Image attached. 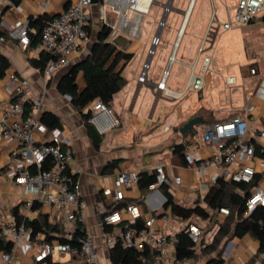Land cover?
Here are the masks:
<instances>
[{"label": "crops", "instance_id": "obj_1", "mask_svg": "<svg viewBox=\"0 0 264 264\" xmlns=\"http://www.w3.org/2000/svg\"><path fill=\"white\" fill-rule=\"evenodd\" d=\"M105 1L97 0V3L90 9L89 38L78 56L68 68L56 72L50 78H44L43 71L36 66L43 51L38 50L36 44H29L27 47L20 45L17 40L9 36L8 32L9 29L18 27L25 21L31 20L34 23L40 17L48 19L56 17L62 14L75 0H48V2L46 0H12L11 2L4 0L2 2L0 5V55L9 61L11 68L4 78L0 79V109L13 104L14 98L20 100L21 95L14 92V84L10 81V77L13 76L17 78L18 82L28 81V87L24 92L25 96L21 101L22 104L30 102L31 107L34 103H39V111L36 114L39 121L42 115L47 112H52L59 118L61 128L57 130L62 137L68 140L72 153L71 159L67 162L68 169L75 174V178L80 182L81 194L87 204L82 226L86 235L92 239L95 245L98 263L112 264L109 258L110 248L106 244L108 234L104 232L102 216L118 211L123 206L112 211L118 204L102 192L106 178L126 171H134L137 174L141 171L155 173L154 167L163 164L169 173L181 178L179 186L170 188L174 200L184 207H194L197 203L204 207L202 200L213 185L210 179L216 169L208 168L199 176L194 170L185 167L183 157L188 153L195 158H211L213 147L202 141L203 129L210 125H203L202 121L200 126L195 127L184 136L180 134V128L190 119L201 118L200 115L204 111H208L211 114L210 121L214 123L225 122L234 117L246 119L249 125V139L258 138L260 132L264 130V15L261 14L248 25L218 31L212 47L207 51L211 56L209 65L211 72L200 73V60L196 62L194 72L203 79V87L197 91H184L191 75L190 65L192 64L187 60L184 50L189 48L188 42L191 46V42L194 41L196 47L203 37L210 20L206 12L208 2L212 5L210 0H194L191 7L192 0H179L180 10L172 8L175 1L173 0L171 10L176 12L178 17H173L169 21V14L162 15L160 20L165 21L162 30H159L157 26L160 20L154 19L152 28L155 31L151 30L147 36L151 42L155 35H159L163 47L160 50L161 56L155 61L154 67V60H149L148 80L145 84H139L137 77L148 57L142 64L138 62L135 69L128 73V68L131 67L134 57L138 53L139 39L142 35L141 26V34L138 39H132L125 34H118L113 39L108 36L106 41L111 42L118 51L132 56V58L127 63L121 60L115 69V72H121L126 80V85L117 94L111 105L115 111L110 108L115 112L120 125L103 137L99 150H95L88 138L84 123L70 105V98L61 96L56 88L59 80L69 69L85 60L90 54L101 26L106 25L100 18L99 7ZM220 1L229 2V0ZM156 4L163 10L164 5L169 4V0H160V3ZM186 12H188L187 17ZM106 18L107 22L113 23L116 20V15L108 12ZM144 19L145 17L141 22ZM98 26L99 28H97ZM29 29L30 39L36 35L37 29L35 27ZM181 29L182 34L175 52V61L169 66L165 82V87L172 92H183L180 98L173 99L165 97L164 93L157 89L156 84L168 66L169 56ZM94 34L95 39H93ZM185 37L187 39L185 47L182 48L178 56ZM164 52L166 55L163 57ZM251 68H255V75L249 74ZM228 77H234L235 84L226 87L225 79ZM47 83L49 84L47 85ZM76 85L80 91L85 87V80L81 73L77 76ZM157 107H159L157 122L161 118L163 123L160 122V124L163 125L159 128L156 127L157 129L153 128L145 134H138V137L143 136L144 139L136 141V135L130 130L120 132L119 129L123 126L125 114L140 118L150 111L151 117ZM31 114L33 112L30 109L29 115ZM165 128L168 129L165 130ZM191 133L193 135H190ZM41 138H45L48 142L50 137L36 136L37 141ZM143 141L144 143H142ZM255 143V151L258 149L260 154H264V138H258ZM136 145L138 147H135ZM174 146H181V149L175 150ZM18 147L16 141L3 136L0 126V237H3L1 233L3 228L21 222L16 221L15 216L20 217L22 221L25 219L32 221L38 216H43L49 224H55L62 228L67 236L68 228L61 212L37 201H34L30 207L26 206L27 202L32 199L31 196L22 193L21 189L13 183L9 168L16 164L17 159L12 153ZM148 154L154 155L156 159L153 165L148 168H144L142 165L131 167V161ZM263 154L259 156L255 152L254 157L247 164L254 169L256 185L264 189ZM119 161H125L127 166L119 167ZM30 169L34 171V167H30ZM96 182H100V186H97ZM199 184L205 185L206 191L198 190ZM141 197L142 194L135 185L125 191L123 203L135 204ZM144 203L145 215L151 216L153 212L162 211L165 199L160 190L156 188L146 193ZM167 212H170L169 209L166 211V215L171 216ZM220 217L224 216L220 214ZM119 229V225L112 226V231ZM152 229L174 235L183 231L182 223H173L162 219H155ZM28 231L30 234L29 229ZM54 235L57 234L54 233ZM43 240L44 235L37 234L34 241L29 239L23 241L14 252L15 259L12 264H32L35 253L43 250L46 246L59 245L56 239L48 245L43 243ZM257 250L258 243L249 236L240 239L230 238L221 258L223 264H262L264 256L256 257ZM214 256L207 255L204 258L199 254V261L197 259L196 264H205ZM46 261L53 264H84L78 256L72 253H53Z\"/></svg>", "mask_w": 264, "mask_h": 264}, {"label": "built area", "instance_id": "obj_2", "mask_svg": "<svg viewBox=\"0 0 264 264\" xmlns=\"http://www.w3.org/2000/svg\"><path fill=\"white\" fill-rule=\"evenodd\" d=\"M3 1L0 0V5ZM172 1L169 0V4L164 5V16L169 14ZM210 1L212 2V0ZM154 3L155 0H106L101 3L99 6L100 18L110 30L109 37L113 39L118 34H125L132 39H138L141 34L140 22L149 14ZM94 5L93 0H75L62 14L51 18L42 27L36 48L50 56L43 69L44 78H50L56 72L68 68L83 49L89 38L87 28L91 22L90 9ZM225 10L227 19L224 22H220L216 18L215 11L212 10V16L197 48L196 60L190 65L191 75L186 83L185 92L202 89L203 79L194 72L195 65L200 60L199 72H211L209 67L211 56L207 51L212 47L218 31L250 24L252 20L263 13L264 0H234L231 9L225 7ZM230 10L233 11L232 17L229 15ZM108 12L116 15V20L113 23L107 22ZM157 26L159 30H162L165 21L161 19ZM8 33L22 46L27 47L30 44L29 21L9 29ZM181 34L182 29L173 45L168 66L156 84L157 89L161 90L165 97L173 99L180 98L183 92H172L165 87V82L169 66L175 61L174 56ZM160 43L159 35H155L151 39L148 60L142 65L137 77L139 84L147 82L149 60L155 55V50ZM255 73V68L249 70L250 75H255ZM10 79L14 84V92L21 95L20 100L0 109V126L3 136L16 141L19 145L18 149L12 153L17 160L16 164L9 168L10 177L22 193L31 196L32 199L27 202L26 206L30 207L34 201H37L42 205L51 206L63 214L65 225L68 228L66 238L71 240L74 225L83 223L87 204L81 194L80 182L75 178V174L68 169L67 162L72 156L68 140L62 137L57 129L49 132L37 119L39 103H34L31 107L33 114L24 118L21 99L25 96L24 92L28 87V81L18 82L17 78L13 76ZM233 84H235L234 77L225 79L226 87ZM89 110L91 111L89 123L99 136L105 137L120 125L114 112L101 101L90 104ZM167 129L165 128V130ZM248 130V121L241 117H234L225 122L206 126L203 129L202 141L213 147V155L209 159H201L186 153L183 157L185 167L194 170L199 176L208 168H215L216 172L210 179L213 184L218 179L250 184L254 179L255 172L247 162L254 157L255 142L258 141V138H264V130L260 132L258 138L252 139L248 138ZM37 135L49 136V141L47 142L45 138L37 141ZM47 159H51L54 165L49 170H43L42 164ZM30 167H34V171H31ZM154 171L155 184L149 187L150 190L159 186L174 188L181 184V178L169 173L163 164L156 165ZM137 180V173L134 171L118 172L113 177L105 179L102 192L119 204L125 199V191L135 186ZM197 188L206 191V186L203 184H199ZM257 206H264V189L256 185L251 189L247 199L245 215ZM220 214L226 216L228 210L220 209ZM161 219L182 223L183 231L187 232L192 243L199 245L201 230L190 220H182L178 215L168 216L166 214ZM138 221L143 223L142 228L129 227L137 224ZM154 222L155 219L145 215L140 205L128 203L120 210L102 216L104 225L114 226L125 223L124 230L112 231L106 236V244L109 248L119 243L123 248H134L138 251L148 250L154 264H191L188 259L176 258L174 255L175 235L154 231L152 229ZM1 233L3 237L13 241V250L10 254H0V264H12L15 259V250L20 247L23 241L29 239V231L25 227L24 221H21L3 228ZM53 253H72L78 256L84 264H99L95 245L87 235L81 239L80 245L76 249L71 248L69 244L46 246L43 250L35 253L32 264H49L46 260ZM140 262L145 264L147 260L145 257H141Z\"/></svg>", "mask_w": 264, "mask_h": 264}, {"label": "trees", "instance_id": "obj_3", "mask_svg": "<svg viewBox=\"0 0 264 264\" xmlns=\"http://www.w3.org/2000/svg\"><path fill=\"white\" fill-rule=\"evenodd\" d=\"M49 20L48 18L40 17L37 18L34 23L31 20L29 21V28L35 27L37 29L36 35L30 38V45L36 44L42 27ZM87 31H89V27ZM109 34L110 30L102 25L88 57L71 67L59 80L56 88L61 96L70 98V105L79 114L86 128L88 138L92 142L95 150H99L103 137L99 136L89 123L91 115L89 106L96 101H101L108 108H111L114 98L126 85V80L121 75V72H115V69L121 60L127 63L132 58V56L118 51L116 46L111 42L106 41ZM41 55L36 66L43 71L50 56L44 51ZM10 68L11 65L9 61L0 55V79L5 77ZM79 73L82 74L85 80V87L81 91L76 85ZM48 84L49 83H47V85ZM13 101H17V98H14ZM22 108L23 116H28L31 103L28 101L23 103ZM200 116L203 125L215 124L213 121H210V112L204 111ZM40 122L49 132L61 128L59 118L52 112L43 114ZM190 135H193V133ZM174 149L179 150L181 146H174ZM255 152L259 156L263 154H260L258 149ZM53 165V161L47 159L43 162L42 169L49 170ZM137 177L138 180L136 185L142 197L135 202V204L141 205L144 212H146L144 200L146 193L150 191L149 187L155 184V173L141 171L137 174ZM255 185V178L250 184L218 179L203 197L202 203L204 207L199 206V203L195 204L194 207L181 206L174 200L169 187L159 186L158 189L163 195L165 203L162 206V211L159 213L153 212L151 216L157 220L161 219L169 209L171 215H178L182 220H190L200 228L201 238L199 245L192 243L186 231H182L175 235L174 255L177 259L190 260L191 264H196L199 254H215V256L206 261L205 264H223V259L221 257L229 239H240L244 236H249L258 243L256 257L264 256V206H257L253 211L245 215L246 202L250 196L251 189ZM127 204L128 203L122 202L112 211ZM223 208L228 210V215L224 216V220L220 223V209ZM15 220L22 221L18 216H15ZM23 221L25 227L30 230L29 240L34 241L37 234H43V243L47 245L51 244V242L56 239L59 244H69L71 248L76 249L79 247L81 239L86 235L81 223H76L74 225L72 229V238L68 240L62 228L55 224H49L43 216H38L32 221L26 219ZM204 223L213 228L204 232L201 225ZM118 225L120 226V230H124L125 223ZM129 227L142 228L143 223L138 221L137 224ZM103 228L106 234L112 232V226L103 224ZM54 233L57 235H54ZM208 235L209 237L211 236L209 238L210 241L205 239ZM12 250L13 241L5 237H0V254H10ZM141 257L146 258L147 262L145 264H154L148 250L138 251L134 248H123L119 243H116L109 249V258L112 264H141ZM49 264L53 263L49 262ZM262 264H264V261Z\"/></svg>", "mask_w": 264, "mask_h": 264}, {"label": "rangeland", "instance_id": "obj_4", "mask_svg": "<svg viewBox=\"0 0 264 264\" xmlns=\"http://www.w3.org/2000/svg\"><path fill=\"white\" fill-rule=\"evenodd\" d=\"M155 2L156 3H160V0H155ZM233 2H234L233 0H229V2H226V3L218 1V0H212V5L210 4V2H208V9H207L206 12L208 14L209 19L212 16V10H214L216 18L220 22H223L224 20H226L227 19V13H226V10H225V6L226 7H230V9H231V7L233 6ZM156 3L152 5V7L150 8L149 14L147 16H145V19L141 22L140 26L142 28V35H141V37L139 39V43L140 44H139V47H138V53L134 57V60H133V62L131 64V67L128 68V73L135 69V67L137 66L138 62L140 64H142L145 61V59L147 58V56H148V51H149V49L151 47V44H150V40L148 39L147 35L150 33L151 30L155 31V29L152 28V23H153L154 19L160 20L161 16L163 15L162 8L159 7ZM179 5H180L179 0H175L173 5H172V8L180 10L181 9V5L180 6ZM229 15H230V17H232V15H233V11L232 10H230ZM262 15H264V11H263ZM168 16L170 17L169 21H171V19L173 17H176V18L178 17L177 13L174 12L173 10H171V12L169 13ZM97 28H99V26ZM93 39H95V34L93 36ZM186 40L187 39L185 37L183 42H182V44H181V46H180V50H179L178 56L180 55V52L182 51V48L185 47ZM200 42H201V40L198 42L196 47H195V42L194 41L191 42V46H190V42H188L189 48L184 50V52L187 55V57H186L187 60L190 63H192V64L195 61V56L197 54V48H198ZM162 47H163V44L161 42L159 47H157L156 50H155V55L152 58L154 60L153 61V67H154L155 61L158 59L159 56H161L160 55V50L162 49ZM162 55L164 57L166 55V52H164ZM111 108H112V110H114L113 107H111ZM158 109H159V107L156 108L154 114L151 117H150V111L147 113V115H145L144 117H140V118L125 114L124 115L123 126L121 127V129H119V130H121L120 132H124V131L130 130L136 135L135 136L136 141L144 139V138H142L143 136L138 137V134H145L146 132L150 131L151 129H153V128L157 129V128H159V127H161L163 125V124H160V122H162L161 118H159L158 122H157ZM142 143H144V141ZM135 147H138V146L136 145ZM155 161H156V159L154 158V155L148 154V155H145V156H142V157L138 158L135 161H131L130 164H131V167H137L138 165H142V167L148 168L151 165H153L155 163ZM136 163H139V164H136ZM126 166H127V163L125 161H119V167H126ZM96 185L100 186V182H96ZM169 213L170 212H167V214H169ZM223 218L224 217H219V222L220 223L224 220ZM201 225L203 227L202 230H204V232H207V231H209V230H211L213 228V227H211L209 225H206L205 223L201 224ZM209 238L210 237L208 235V237H206L205 239L207 241H210ZM207 255L208 254H203L202 257L206 258ZM209 255H215V254H209ZM198 261H199V259H198Z\"/></svg>", "mask_w": 264, "mask_h": 264}, {"label": "water", "instance_id": "obj_5", "mask_svg": "<svg viewBox=\"0 0 264 264\" xmlns=\"http://www.w3.org/2000/svg\"><path fill=\"white\" fill-rule=\"evenodd\" d=\"M11 2L12 0H7ZM93 3H97V0H93ZM192 3V2H191ZM202 124V119L200 117H194L185 123L179 130L180 134L184 136L187 132L192 131L195 127H198Z\"/></svg>", "mask_w": 264, "mask_h": 264}, {"label": "bare ground", "instance_id": "obj_6", "mask_svg": "<svg viewBox=\"0 0 264 264\" xmlns=\"http://www.w3.org/2000/svg\"><path fill=\"white\" fill-rule=\"evenodd\" d=\"M193 1H194V0H192L191 2L193 3ZM192 3H191V5H190V7L192 6ZM189 10H190V9H189ZM185 15H186V17H187V15H188V12H186V14H185Z\"/></svg>", "mask_w": 264, "mask_h": 264}]
</instances>
